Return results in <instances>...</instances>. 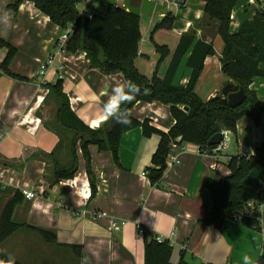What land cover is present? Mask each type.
Returning a JSON list of instances; mask_svg holds the SVG:
<instances>
[{"label": "crops", "instance_id": "0c3cea01", "mask_svg": "<svg viewBox=\"0 0 264 264\" xmlns=\"http://www.w3.org/2000/svg\"><path fill=\"white\" fill-rule=\"evenodd\" d=\"M15 1L0 0V37L18 49L10 63L16 76L0 68V213L17 191L32 189L38 196L24 197L16 206L13 220L21 226L0 244V251L23 264H145L144 235L138 234V221L146 232L171 242L174 264L182 257L190 264H245V256L249 264H260L264 192L261 230L236 218H228L222 229L201 221L213 208L204 183L228 175L227 164L233 155L200 152L193 143H173L162 179L154 185L148 169L160 142L158 134L145 136L140 127L125 132L119 162L111 151L91 144L88 165L81 141L72 149L73 130L50 128L48 118L57 119L61 103L47 85L56 83L58 77L51 70L44 84L40 62L55 51L64 29L32 1L23 2L15 13L11 7ZM183 1L109 0L140 15L142 40L134 62L148 77L155 72L163 77L171 61V55L160 61L156 44L167 45L173 52L180 37L190 32L196 40L214 44L216 53L206 58L196 85V92L208 100L232 81L222 69L224 41L218 33L219 23L206 15L203 0H186L181 7ZM263 7L264 0H238L230 31L237 32ZM80 9L83 15L94 13L98 3L87 0ZM170 13L176 17L172 28L154 30ZM5 54L6 49H2L0 64ZM66 56L63 87L71 108L87 125L98 128L108 120L103 107L112 87L125 84L126 77L93 66L84 51ZM188 58L189 54L182 59L174 79L176 86L189 82L192 70ZM248 89L264 103V77L254 78ZM131 114L140 120L152 119V124L164 131L175 124L170 106L161 102H138ZM255 129L250 117L239 120L233 133L238 154L255 153L260 145ZM74 165L72 178H55L56 167L70 170ZM113 219L126 224L111 230ZM41 231H48L51 238L47 240ZM75 245L82 247L81 256L72 247Z\"/></svg>", "mask_w": 264, "mask_h": 264}, {"label": "trees", "instance_id": "16d2710c", "mask_svg": "<svg viewBox=\"0 0 264 264\" xmlns=\"http://www.w3.org/2000/svg\"><path fill=\"white\" fill-rule=\"evenodd\" d=\"M25 1H32L52 22L66 29L73 27L67 50L70 53L83 50L87 52L92 65L100 67L108 74L123 73L127 81H132L141 88V94L136 99L124 105L127 111L121 110L117 119L130 115V126H122L112 120L98 128H92L81 120L72 110L70 100L64 92L63 80L49 83L47 86L60 100V109L56 122L60 128L73 130L71 139L74 149L81 141L87 164L90 163L89 146L94 144L99 150H109L116 162H119V147L125 132L142 128L145 136L158 134L160 142L152 156L153 166L150 167L149 177L154 185H158L167 167L170 147L173 143L197 144L202 151H211L210 139L227 128L237 132L238 122L243 117H250L257 128L263 132V142L257 145L255 153L247 156L239 153L230 157L227 164L229 174L220 180L207 179L204 187L208 188L213 208L207 212L202 222L222 229L228 218H237L244 225L255 230H261V211L247 215L241 213L252 200L261 199L264 192V103L248 86L256 77H264V7L251 19L242 23L240 29L230 31L231 16L238 0H203L206 15L219 23L218 33L224 41L221 57L224 73L244 89L247 100L239 107L229 106L222 92L208 100H204L197 92L196 85L203 72L205 60L216 53L211 42L196 40L194 32L183 34L172 52L167 45L156 44L160 61L171 55V61L163 77L157 72L152 77L141 73L135 66L139 56L142 40L141 17L139 14L116 6L109 0H96L98 11L92 17L85 16L80 6L87 0H16L11 7L16 13ZM186 1V0H184ZM182 2L181 7L185 4ZM176 17L171 13L156 24L154 30L172 28ZM6 49V54L0 64L2 72L16 76L10 71V63L18 53V49L0 37V50ZM189 54L188 67L192 70L186 86H176L175 76L184 56ZM147 94H144V90ZM138 102H161L170 106V112L175 124L164 131L154 124L152 119L140 120L132 116V108ZM184 107H188L185 110ZM76 173L75 165L70 170L56 167L55 178H72ZM24 195L17 191L3 206L0 213V244L21 226L13 220L16 206L23 200ZM241 215V216H240ZM49 240L50 233L41 231ZM145 264H174L172 261L173 246L169 240H159L157 236L145 232ZM81 256V246H72ZM23 264L0 251V264ZM264 264V252L259 260ZM178 264H190L183 257Z\"/></svg>", "mask_w": 264, "mask_h": 264}, {"label": "built area", "instance_id": "2783aa9c", "mask_svg": "<svg viewBox=\"0 0 264 264\" xmlns=\"http://www.w3.org/2000/svg\"><path fill=\"white\" fill-rule=\"evenodd\" d=\"M162 1H165V0H158V2H162ZM80 11L83 14L84 11L81 9H80ZM92 14L93 13L88 12L85 14V16H88L91 18ZM72 34H73V27L72 26H68L66 29H64L62 34L56 40L55 51L50 53L48 58L45 61L41 62L39 75L41 76V78H43L44 84H45V81L47 80V75L49 72H51V70H53L55 75H57L58 80L59 79L64 80V78H65L64 61L68 60V58L66 56V54L69 53L67 50V45H68L69 39L71 38ZM85 54L87 56V52H85ZM57 62H59L58 66H57ZM220 133H222V140L219 144L212 146L213 148L210 151L212 153H220L223 150L227 149L229 146L231 135L233 134V131L225 128ZM2 135H3V133L0 131V137ZM198 148H199L200 152H209V151H202L199 146H198ZM246 155L251 156L252 154L246 153ZM144 174H146V173H143V175ZM22 193L26 199H35L38 196L36 191H34L32 189H27V188H24L22 190ZM262 206H263V204H262L261 199L252 200L248 203L247 208L241 213V215H243V214L250 215V214L255 213V211H262ZM125 224H126V221H124V220L119 221V220L113 219V220H111L110 229L111 230H120L122 228V226H124ZM136 224H137L138 234L143 235L146 232V229L138 221L136 222ZM158 239L163 240L160 238H158Z\"/></svg>", "mask_w": 264, "mask_h": 264}, {"label": "clouds", "instance_id": "9594fccd", "mask_svg": "<svg viewBox=\"0 0 264 264\" xmlns=\"http://www.w3.org/2000/svg\"><path fill=\"white\" fill-rule=\"evenodd\" d=\"M4 21L8 22V18L5 17ZM140 94L141 88L132 81H127L125 84H119L112 87L110 99L103 107L105 119L112 120L122 126H130L132 123L130 115H125L120 119H117V116L121 110L126 112L127 110L123 108V106L132 103ZM144 94H147L146 89L144 90ZM244 261L245 264H249V258L247 256L244 257ZM10 264H15L14 260H12Z\"/></svg>", "mask_w": 264, "mask_h": 264}, {"label": "water", "instance_id": "95a60500", "mask_svg": "<svg viewBox=\"0 0 264 264\" xmlns=\"http://www.w3.org/2000/svg\"><path fill=\"white\" fill-rule=\"evenodd\" d=\"M223 95L227 98L228 104L232 108L241 106L247 100V94L244 89L240 88L239 85L234 83H227L222 89ZM185 110H188V107H184ZM222 140V133H217L214 135L210 141L209 146H215L219 144Z\"/></svg>", "mask_w": 264, "mask_h": 264}, {"label": "rangeland", "instance_id": "374dc122", "mask_svg": "<svg viewBox=\"0 0 264 264\" xmlns=\"http://www.w3.org/2000/svg\"><path fill=\"white\" fill-rule=\"evenodd\" d=\"M2 51V49L0 50ZM78 51H83V50H78ZM88 57V56H87ZM42 62V61H41ZM41 62H40V65H41ZM71 77V76H70ZM234 83V84H237L234 80L232 81H228L227 83ZM226 83V84H227ZM225 84V85H226ZM224 85V86H225ZM200 94L203 95V93L200 91ZM48 121H49V124L51 125L50 128H53V129H61L59 127V125L57 124L56 120H53V118L50 120V118H48ZM233 134L231 135V139H230V143H229V146L227 149L223 150L224 154H230V155H237L238 154V149H237V144H236V139L234 138L235 136H233ZM254 137H257V140H258V144H261L263 142V132L258 128V129H255V132H254Z\"/></svg>", "mask_w": 264, "mask_h": 264}, {"label": "bare ground", "instance_id": "6f19581e", "mask_svg": "<svg viewBox=\"0 0 264 264\" xmlns=\"http://www.w3.org/2000/svg\"><path fill=\"white\" fill-rule=\"evenodd\" d=\"M96 126V125H95Z\"/></svg>", "mask_w": 264, "mask_h": 264}]
</instances>
